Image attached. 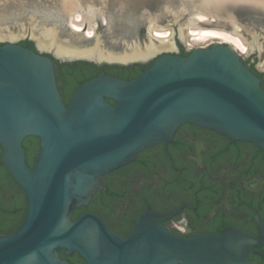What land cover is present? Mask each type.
Returning <instances> with one entry per match:
<instances>
[{"label":"water","instance_id":"obj_1","mask_svg":"<svg viewBox=\"0 0 264 264\" xmlns=\"http://www.w3.org/2000/svg\"><path fill=\"white\" fill-rule=\"evenodd\" d=\"M233 2L261 8L264 18V2L258 0H231L208 11L217 9L220 16L215 17H222L223 7ZM199 6L167 5L164 10L170 16L140 12L145 36L154 39L149 24L153 20L163 28V16L180 26V33L187 32L195 25ZM61 15L67 19L63 2ZM21 43L0 41V145L8 172L26 193L28 208L16 231L0 234V264H72L61 252H77L87 264H253L249 253L262 241L239 228L190 236L170 230L165 222L185 206L169 212L147 206L125 237L93 212L72 219L75 209L89 204L104 187V174L136 160L147 147L158 143L167 147L186 122L264 151L263 79L232 45L196 46L187 55L159 54L162 50L124 62L60 56L40 47L37 39L35 49ZM134 43L124 45L130 49ZM53 58L60 63L116 64L107 69L125 76L135 75L127 67L152 61L129 80L105 73L90 78L76 87L67 105ZM59 70L61 85L73 91L79 77H65L60 65ZM28 136L41 139L32 168L23 146Z\"/></svg>","mask_w":264,"mask_h":264},{"label":"flooded vegetation","instance_id":"obj_2","mask_svg":"<svg viewBox=\"0 0 264 264\" xmlns=\"http://www.w3.org/2000/svg\"><path fill=\"white\" fill-rule=\"evenodd\" d=\"M68 64V75L63 70L64 76L79 77L73 91L61 85L59 66L55 64L58 86L67 105L78 85L101 73L126 80L137 77L110 72L109 64L85 60ZM40 143L38 136H28L23 142L31 168L40 152ZM2 154L0 145V234H10L23 224L28 200L8 172ZM102 182L104 187L97 189L90 203L75 209L73 220L93 212L125 237L147 206L160 212L185 206L165 222L174 233L219 234L226 227L239 228L262 241L249 253V260L264 264V151L253 143L229 142L212 129L186 122L167 147L158 143L145 148L136 160L104 174ZM62 253L61 257L72 264H87L77 252L65 254L69 258Z\"/></svg>","mask_w":264,"mask_h":264},{"label":"rangeland","instance_id":"obj_3","mask_svg":"<svg viewBox=\"0 0 264 264\" xmlns=\"http://www.w3.org/2000/svg\"><path fill=\"white\" fill-rule=\"evenodd\" d=\"M81 1L84 8L92 6L97 9L99 13L104 14V16L101 14L98 15L97 36L91 38L89 41L83 38L82 32L76 34L69 30L68 20L66 18L63 19L61 16V0H0V28H2V33H12L14 35L12 38L1 36L2 34L0 33V41H13L19 43L28 39L31 40L35 48H37L34 34H36L38 27L47 25L46 27H56L58 37L61 40L68 38L70 42L72 41V43L78 44L82 48L92 47L97 43L96 41L99 40L102 43L101 46L103 49L116 53H123L126 50L127 52L129 51V48L127 49L124 45L125 41H134L142 48L151 43V38L145 36L141 27L142 22L139 18L140 12L149 10L155 14L164 12L165 15L170 16V14L164 10V7L167 5L171 4L174 8H178L182 2L199 4V0ZM259 11H262L261 8L249 3H229L221 10L222 17H209L210 23L206 26H217L218 23L220 26L226 28V30L231 31L234 26H231V21L228 17L229 15H233L237 19L238 26L236 25V27L239 28L238 31L242 34L243 39H245L247 43H251L255 37L259 47L258 50L253 47L248 53L241 54L242 58L247 62L255 63L256 68L264 73V18ZM85 14H87V11L85 13L82 12V15ZM32 15H35L37 19L31 18ZM103 17L104 19H102ZM160 24L163 28H168L171 31L172 38L176 40L178 48L163 49L164 51L159 54L173 51L181 53L182 46L185 48V51L189 52L191 50L186 40H184L185 44L180 42V26L173 25L172 21H170L167 16L162 17ZM23 27L26 29L23 30ZM186 27L187 26L184 25V28ZM22 31L24 33H22ZM77 38H80V40L75 41ZM210 45L211 44L207 46ZM57 60L60 61L59 59Z\"/></svg>","mask_w":264,"mask_h":264},{"label":"bare ground","instance_id":"obj_4","mask_svg":"<svg viewBox=\"0 0 264 264\" xmlns=\"http://www.w3.org/2000/svg\"><path fill=\"white\" fill-rule=\"evenodd\" d=\"M227 1L231 0H199L201 7H197L198 10L194 14L193 19L195 25H189L187 32H184L181 29L182 31L180 33V36L186 40L189 48L192 49L196 46L208 47L207 45L215 42L228 43L232 45L240 54H245L253 49L255 45L258 46L255 37L251 43H247L246 40L243 39L242 34L238 31L239 28L236 27V25L238 26V22L231 15H229V17L234 25L231 31H228L226 28L218 25H204L205 23H210L209 16H220L217 9L208 11L209 7L212 5L219 6ZM258 1L264 2V0ZM62 2L65 7V15L67 16L70 31L76 34L82 32L83 38L86 39L96 37L98 25L97 19L98 15L101 13H99V11L92 6L84 8L81 0H62ZM86 11L87 14L82 15V12L85 13ZM101 15L104 16V14ZM62 18L64 19L63 16ZM102 19H104V17ZM46 26L38 27L36 34H34L35 38L38 40L40 47L54 50L60 56L89 57L97 60L126 62L132 59H145L158 51H162L163 49H173L176 47L171 31L168 28L156 27L153 20L150 22L148 28L152 32L153 38L158 41L151 39V43L144 48L135 42L131 45L128 52L126 50L123 53H116L103 49L101 46L102 43L99 40L96 41L97 43L92 47L82 48L80 45L72 43V41L70 42L68 38L61 40L58 37L55 26ZM0 33L2 34L1 36L14 37L12 33H2V28H0ZM77 39L75 41L80 40V38Z\"/></svg>","mask_w":264,"mask_h":264},{"label":"trees","instance_id":"obj_5","mask_svg":"<svg viewBox=\"0 0 264 264\" xmlns=\"http://www.w3.org/2000/svg\"><path fill=\"white\" fill-rule=\"evenodd\" d=\"M22 45H25V46H27V47H31V48H33V49H35V46H34V43L31 41V40H25V41H23L22 43H21ZM181 54H183V55H187V54H189V52L188 51H185V48L182 46V52H181ZM51 56V55H50ZM54 59V58H53ZM54 62H55V64H57L58 66L60 65L64 70H65V72H66V74L68 75V72H67V70H68V68H69V64L68 63H60L57 59H54ZM245 62H247V61H245ZM150 64H148V65H142V64H135V65H132V66H129V67H127L130 71H133V72H135L134 74L135 75H133V76H139L148 66H149ZM250 69H252V71H254L256 74H258L259 76H261L262 78H263V82H262V86L264 87V73H262V72H260L259 70H257L256 69V67H255V63H252L250 66ZM64 72V73H65ZM69 75H71V74H69ZM133 76H129V77H133ZM78 83H80V81L78 82ZM111 102H113L114 103V101L113 100H110ZM62 255L64 256V257H67L66 255H65V253H62ZM67 258H69V257H67Z\"/></svg>","mask_w":264,"mask_h":264}]
</instances>
